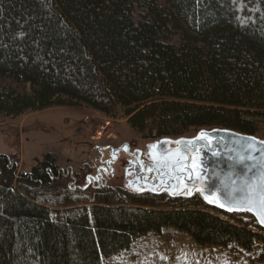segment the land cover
<instances>
[{"label": "trees", "instance_id": "trees-1", "mask_svg": "<svg viewBox=\"0 0 264 264\" xmlns=\"http://www.w3.org/2000/svg\"><path fill=\"white\" fill-rule=\"evenodd\" d=\"M85 107L146 142L264 131V0H0V115ZM93 163L29 173L0 154V264H133L170 227L235 264H264V230L198 196L87 185Z\"/></svg>", "mask_w": 264, "mask_h": 264}, {"label": "rangeland", "instance_id": "rangeland-1", "mask_svg": "<svg viewBox=\"0 0 264 264\" xmlns=\"http://www.w3.org/2000/svg\"><path fill=\"white\" fill-rule=\"evenodd\" d=\"M264 139V131L257 135ZM85 142L110 145L145 143L125 120L110 118L91 109L51 108L16 118L0 115V154L29 173L48 153L57 156L61 169L77 172L85 162L95 164ZM110 183H120L119 175ZM128 253L127 255H125ZM133 264H235L224 248L200 246L185 233L166 227L161 234H149L122 252Z\"/></svg>", "mask_w": 264, "mask_h": 264}, {"label": "water", "instance_id": "water-1", "mask_svg": "<svg viewBox=\"0 0 264 264\" xmlns=\"http://www.w3.org/2000/svg\"><path fill=\"white\" fill-rule=\"evenodd\" d=\"M202 132L207 135L206 139H199V134ZM249 137L255 138L257 141H264V139L256 136L233 130L212 129L200 130L192 137L161 138L141 146L123 143L121 146L114 148L110 145H96L93 142H85L84 144L88 150H92L93 157H96L95 165L99 164V157L108 159L102 165V168L108 171L111 177H114L115 170L113 166L122 157L124 160V164L120 166L122 187L130 192L138 194L151 193L154 195L166 194L170 198L186 199L198 195L206 205L224 213L251 215L264 230V224L258 222L253 211H248L245 205L237 203L245 193L243 191H233L245 188V181L248 184L258 183L260 174L264 171L260 163L264 160V153L259 151L250 153L245 150L246 145L251 143L246 139ZM182 140L196 142L192 153H186L184 146L176 144L177 141ZM256 147L260 148L262 146L257 144ZM177 148L181 149L182 155H188V160L185 161L187 164L193 162L192 156L196 149L199 150V168L197 171L202 179H197L195 175L189 179V174L192 172L191 168L181 171L179 166L174 167L171 163L161 167V158H167L171 153H175ZM104 153H106V156L103 155ZM250 154L254 157L253 160L245 159L244 163L239 162L241 156L247 157ZM248 168H252V171H247ZM99 175L100 172L98 171L96 176H87V185L84 188L91 182V177L95 183H99ZM197 188L200 191H197ZM225 193H232L235 199H230ZM206 196L211 200H219L220 203L224 204V207L218 206L216 202H208V199H205Z\"/></svg>", "mask_w": 264, "mask_h": 264}, {"label": "snow or ice", "instance_id": "snow-or-ice-1", "mask_svg": "<svg viewBox=\"0 0 264 264\" xmlns=\"http://www.w3.org/2000/svg\"><path fill=\"white\" fill-rule=\"evenodd\" d=\"M207 135L205 133H200L199 134V139H206ZM251 143L246 145L245 150L249 151L250 153L254 152H262L264 153V141H257L255 138H246ZM195 141H177V145H182L184 146V151L186 153H192L193 149H195ZM211 143V141H209ZM260 144L262 147L257 148L256 145ZM155 147V146H153ZM198 152L199 150L196 149L195 153L192 156V163L187 164L185 161L188 160V155H182L181 154V149L177 148V151L175 153H171L167 158H161V167H163L165 164L171 163L173 166H179V169L181 171H186L188 168L192 169V172L189 174V179L195 175L197 179H202L199 175V172L197 169L199 168V163H198ZM215 155V153H214ZM154 159H156L155 156H153ZM253 156L250 154L247 157L241 156L240 157V163H244L245 159L247 160H253ZM261 168L264 169V160L261 162ZM247 171H252V168H248ZM245 183V188L240 189V190H233V191H243L245 194L241 200H238V204H243L246 206L248 211H253V214L257 216L258 222L261 224H264V171L261 172L259 181L258 183H252L248 184L247 181ZM186 187V186H185ZM197 191H200L199 188H197ZM230 199H235V197L232 195V193H225ZM205 199H208V202H216L218 203V206L224 207L223 203H220L219 200H211L207 196Z\"/></svg>", "mask_w": 264, "mask_h": 264}, {"label": "flooded vegetation", "instance_id": "flooded-vegetation-1", "mask_svg": "<svg viewBox=\"0 0 264 264\" xmlns=\"http://www.w3.org/2000/svg\"><path fill=\"white\" fill-rule=\"evenodd\" d=\"M101 146H103V145H101ZM104 146H109V145H104ZM99 154L102 155V153H100V152H99ZM103 155L106 156V153H104ZM91 158H93V160L96 161V157L95 156L91 157ZM101 160H103V162H101ZM106 160H108V159H106L105 157H99V164H97V165L93 164L92 173L89 174V175L96 176L97 172L99 171L100 172L99 183H95L93 178L91 177L90 178L91 182L88 183L89 187H92V188H100L101 186L104 187L107 184H109L110 179L116 178V176L120 174V166H122V164H124V160L122 159V157H120V159L117 161V163L113 166L114 170H115L114 171V177H111L109 172L105 171L102 168V165L105 164ZM116 173H118V174H116Z\"/></svg>", "mask_w": 264, "mask_h": 264}]
</instances>
